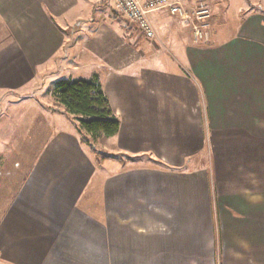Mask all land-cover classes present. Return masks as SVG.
I'll return each mask as SVG.
<instances>
[{
  "label": "crops",
  "instance_id": "obj_1",
  "mask_svg": "<svg viewBox=\"0 0 264 264\" xmlns=\"http://www.w3.org/2000/svg\"><path fill=\"white\" fill-rule=\"evenodd\" d=\"M247 1L226 32L213 3L197 44L166 10L147 39L114 0H0V92L97 77L120 122L100 146L125 158L96 162L59 105L33 118L0 185V264H264V0Z\"/></svg>",
  "mask_w": 264,
  "mask_h": 264
},
{
  "label": "rangeland",
  "instance_id": "obj_2",
  "mask_svg": "<svg viewBox=\"0 0 264 264\" xmlns=\"http://www.w3.org/2000/svg\"><path fill=\"white\" fill-rule=\"evenodd\" d=\"M217 3H219L220 8L226 9L218 16L213 27L215 29L218 26V29L223 32L235 29L241 21L240 12L243 9L252 7L247 0H218ZM64 79H66L64 75L55 79L42 78L40 85L39 82L35 81V83L22 90L12 93L0 92V159L2 158L1 165L4 167V171L0 175V185L9 177L7 176V169L10 172L8 174H14L11 168L15 160L22 161L23 158H26L21 155L18 148L21 146L23 148L25 143L27 145L29 143L26 140L28 135L26 130L29 131L40 125L38 123L35 124L33 118H43L44 122L50 119V109L53 110L58 105L54 92L56 83ZM44 126L46 127L45 124L42 127ZM58 126L57 124L55 127L58 128ZM100 144L97 145L96 149L99 152H103L104 155L97 157L98 160L96 162H104L105 165L125 162V158L122 156L112 159L110 154L115 155L117 151L110 146L107 147L108 151H105ZM109 167L112 169V166Z\"/></svg>",
  "mask_w": 264,
  "mask_h": 264
},
{
  "label": "trees",
  "instance_id": "obj_3",
  "mask_svg": "<svg viewBox=\"0 0 264 264\" xmlns=\"http://www.w3.org/2000/svg\"><path fill=\"white\" fill-rule=\"evenodd\" d=\"M54 92L57 104L76 123L82 142L101 156L97 145L115 137L119 133L120 122L98 78L60 80Z\"/></svg>",
  "mask_w": 264,
  "mask_h": 264
},
{
  "label": "built area",
  "instance_id": "obj_4",
  "mask_svg": "<svg viewBox=\"0 0 264 264\" xmlns=\"http://www.w3.org/2000/svg\"><path fill=\"white\" fill-rule=\"evenodd\" d=\"M218 0H114L116 12L147 39L155 37L149 16L166 10L183 22L192 34L194 43L208 42L211 38L212 4Z\"/></svg>",
  "mask_w": 264,
  "mask_h": 264
}]
</instances>
